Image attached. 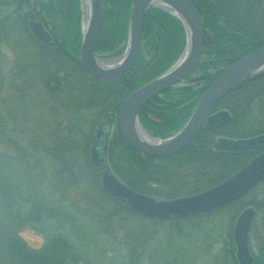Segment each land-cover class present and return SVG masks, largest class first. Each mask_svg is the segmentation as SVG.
I'll use <instances>...</instances> for the list:
<instances>
[{"label":"rangeland","instance_id":"374dc122","mask_svg":"<svg viewBox=\"0 0 264 264\" xmlns=\"http://www.w3.org/2000/svg\"><path fill=\"white\" fill-rule=\"evenodd\" d=\"M55 1L30 0L29 8L40 13L38 6ZM10 14L7 9L0 15V264L28 263L3 247L7 242L1 236L9 230L16 231L19 241L37 253L47 251L51 237L65 235L76 251L67 264H236L234 224L231 229L229 224L235 223L237 213L219 210L210 217L193 216L183 222L147 219L105 194L84 160L85 137L97 127L101 110L98 105L82 107L75 102L84 101L81 98L91 104L100 101L106 85L73 73L66 59L40 55L25 25L19 27L5 18ZM216 57L217 63H209ZM216 57L204 50L198 73L203 61H207L206 71L216 72L225 59ZM197 75L194 71L181 85L192 84L196 77L199 81L195 83H200L202 76ZM55 76L63 79L64 87L72 82V90L64 94L62 86L51 91L57 85ZM180 89L173 93L180 95ZM115 134L113 127L111 139ZM114 153L115 159L109 156V162L115 174L120 179L132 176L126 169L128 161L122 162L119 146ZM205 158L203 162H207ZM162 161L156 159L155 163ZM76 173L83 179L72 177ZM194 178L178 196L211 186L207 180ZM176 182L180 183L175 177L162 184L149 182L148 191L166 195H148L174 198L173 188L179 187L174 186ZM249 206L261 207L249 236L251 251L259 258L264 247V185L246 197L244 207Z\"/></svg>","mask_w":264,"mask_h":264},{"label":"water","instance_id":"95a60500","mask_svg":"<svg viewBox=\"0 0 264 264\" xmlns=\"http://www.w3.org/2000/svg\"><path fill=\"white\" fill-rule=\"evenodd\" d=\"M86 8V23L77 54L78 63L93 77L113 80L130 70L142 51L143 18L151 6H161L182 22L185 47L178 60L163 74L146 82L123 101L118 123L124 140L135 150L156 157L171 156L186 149L207 123L220 126L231 117L219 114L209 118L218 102L237 86L264 75V45L247 53L228 66L199 99L185 125L173 135L156 138L143 127L139 110L150 99L187 77L199 63L204 41L201 14L191 0H133L129 16V38L125 53L119 58H99L95 46L103 19L102 0H82ZM30 28L44 42L51 39L43 24L31 20ZM111 120L104 118L95 131L90 158L94 165L103 167L101 184L116 200H126L131 210L147 217H187L222 208L241 198L264 181V136L241 140L235 146L242 152L254 149L261 152L247 166L224 182L198 194L176 199L159 200L129 187L111 169L107 157ZM254 208H247L238 218L234 232L237 258L240 264H253L249 249V232L255 218Z\"/></svg>","mask_w":264,"mask_h":264},{"label":"trees","instance_id":"16d2710c","mask_svg":"<svg viewBox=\"0 0 264 264\" xmlns=\"http://www.w3.org/2000/svg\"><path fill=\"white\" fill-rule=\"evenodd\" d=\"M194 4L199 9L202 17L203 23L205 27V37H204V50L208 56H224V61L226 65L231 64L236 59L240 58L241 56L251 52L254 49L264 45V0H192ZM8 2V1H7ZM30 0H9L7 3L8 6L14 7L13 14L21 12L23 16V20L19 26L25 25L24 29H26L27 33L31 34L29 30L28 22L30 19L35 18V13L33 10L30 9ZM21 4V5H20ZM22 6V7H20ZM51 15L54 16L55 23L54 26L56 28V35L58 39H62V41L68 38L73 39L77 34H80L79 24L80 19L82 16V10L79 8V1L78 0H57L54 4L51 2ZM128 11H123L122 9H118L116 6H111L110 8L105 9V15L107 20H104V24L107 25L106 29H104L101 33L102 36H106L108 34L110 40L113 36L116 35H123V26H124V19L128 17ZM161 13V12H160ZM152 14V15H151ZM150 16L153 20L148 23V15L147 13L144 16V25H143V34L145 33V29H148L149 25L155 23H159L160 30H163L164 39L159 40L157 44H155L156 48H153V51L156 52V56L158 59L156 60L158 63L154 64L155 72L161 69L159 72L164 71L167 69L173 60L178 56L181 50L184 48L186 37L184 32H181V27L178 21L172 22L169 19L167 14H156L151 13ZM169 17V18H167ZM158 19V21H157ZM110 27V31L107 32V28ZM118 29L117 31L115 29ZM76 29V30H75ZM76 31V32H75ZM77 33V34H76ZM75 34V35H74ZM76 39V38H75ZM169 41H166V40ZM156 39H154L155 41ZM172 40V43H170ZM71 41H68L69 43ZM167 42V44H165ZM178 42V49L175 47L174 52L175 55L172 54V46ZM169 43V44H168ZM174 43V44H173ZM67 44V43H66ZM153 44V43H152ZM71 49V48H70ZM229 52L227 54L226 51ZM163 50V52H162ZM67 58L66 61L72 66L71 68L74 70L76 69L77 63L75 62V53L72 51L68 52V48H66ZM58 58V57H55ZM212 59V58H211ZM142 59L139 60L141 62ZM218 62V58H214V60H209L210 62ZM207 61H203L202 66L200 65L201 71L198 73V68H196L195 72L201 77V83L197 85H188L181 87V94L179 95V99L182 100L184 103V108L182 112L176 116L174 112H166L163 114L165 118H167L168 123H165V126H161L163 129L160 135L166 136L170 135L173 131L178 130L182 127L185 122L187 121L190 113L192 112L193 108L195 107L198 99L207 89V87L212 83V81L216 78L217 74H219L222 70L218 72H208L205 70L207 68ZM71 69V71H73ZM158 72V73H159ZM158 73H152L149 77H145L146 74L143 73L142 75H137L134 81V87H138L144 81H148L151 78L155 77ZM78 74V73H77ZM197 75V76H198ZM198 79V78H197ZM264 95V75L260 76L254 80L245 82L235 89L230 91L219 103L222 104H229L231 110L234 111L235 117L237 121L244 114L246 111L247 119L250 122L255 117L257 112V100L260 98V94ZM50 94H54L50 92ZM65 94V93H64ZM157 99L161 98L160 96H156ZM150 103L155 104V100L151 101ZM163 104V103H162ZM164 105V104H163ZM253 113V114H251ZM99 116H101L99 114ZM143 125H146L145 121L141 118ZM95 124V123H94ZM229 124L228 126H230ZM253 125V124H252ZM254 126V125H253ZM227 128V127H226ZM251 125L248 124V130H250ZM258 131L253 132L256 134ZM211 133V131L209 132ZM208 132L203 135L199 136L202 138L200 141V145H196L192 143L188 148L184 151L178 153L177 155L170 156V157H153L148 155H143L142 153L136 151L132 148L123 138L119 130L116 132L113 139L110 141L109 146V156L112 159H115V148L120 147L122 150L121 158L122 162L126 160L130 164V166L126 167L129 173H133L132 176L126 178L121 176V179L125 181L128 185L135 188L138 191L144 193H154L155 195H166L164 192L155 193L148 191L149 182L155 184H162L167 183V181H173L174 176H170V180H167L162 177V173H165V168L162 163H155L156 159H161L163 161L171 160L173 162L183 161L184 163H198L203 162L207 159H211L209 157L208 150L211 148V143L213 140L210 139V134ZM259 133V132H258ZM250 134V135H253ZM71 139L73 143H76V140ZM93 141V134L90 132L85 137V146H86V154L85 158L86 163L90 167L91 175L93 174V180L96 178L98 184L101 186L100 182V167L94 166L90 161L89 156V149L90 144ZM113 147V150H112ZM201 151V152H200ZM202 153V154H201ZM205 153V154H204ZM203 155V156H202ZM220 156H215L216 161H221L219 158ZM170 161V162H171ZM123 172H128L127 170H123ZM84 171V170H83ZM78 173V172H77ZM74 174L72 177H79V179H83L79 176V174ZM82 173V172H81ZM69 175V176H71ZM223 175H216L214 181L207 179L209 183L216 184L220 181ZM196 178L199 175L195 176ZM180 183H174V186L178 185L179 187L173 190L171 195L178 196L180 190H184L187 183L186 181L192 180H179V177H175ZM191 179V178H188ZM182 182V183H181ZM199 188L196 187L195 189ZM102 189V186H101ZM103 190V189H102ZM104 191V190H103ZM105 192V191H104ZM169 194L171 192H168ZM115 201V200H113ZM125 203V205L129 208V206L124 201H116ZM130 209V208H129ZM131 212H133L130 209ZM134 213V212H133ZM136 214V213H134ZM138 215V214H136ZM141 216V215H138ZM144 217V216H141ZM146 218V217H144ZM149 219V218H147ZM161 220V219H156ZM187 220V219H186ZM164 221V220H163ZM169 221L173 222H183L185 220L181 219H171ZM3 238V242L6 241L7 244H3V247H6V250L10 252L12 255L20 256L27 260V264H67L70 261H73V256L75 255V250L70 248V245L67 243V238L63 234H59L57 236H53L48 241V249L45 252L37 253L36 251L30 249L26 244L19 241L18 234L14 230H9L5 232L1 239ZM233 256V255H232ZM13 260V259H12ZM15 261L17 259H14ZM236 264H239L237 259L234 256ZM14 261V262H15ZM260 264V263H258Z\"/></svg>","mask_w":264,"mask_h":264},{"label":"flooded vegetation","instance_id":"af4514ba","mask_svg":"<svg viewBox=\"0 0 264 264\" xmlns=\"http://www.w3.org/2000/svg\"><path fill=\"white\" fill-rule=\"evenodd\" d=\"M7 1L9 2V0H0V15L3 12H5V10L9 9L11 11V14L9 16H6L5 18H7V20H9V21L15 22V24H17L19 26V24L21 23V20H23V16L21 15L22 13L19 12V13L13 14L12 12H14V7L12 5L8 6ZM78 1H79V8L80 9L85 7V3L82 0H78ZM16 2L18 3V0H16ZM56 2H57V0L55 1V3ZM132 2H133V0H103L104 11L106 8H110L108 5L106 7V3L111 4V6H116L118 9H122L123 11H126L127 9H129V11H128V17L127 18L125 17V19H124L123 35L113 36V38L111 40H110L111 36H109L108 34H106V36L101 35L102 31L104 29H106V27H107V25L104 24V20H107V19H106V17L103 18L99 37H98V40H97V43L95 46V53L99 58H106V59L107 58H119L125 53L127 46H128L129 16H130V9H131ZM37 3L38 2H36L35 4L38 6ZM20 7H22V6H20ZM41 7L42 8H40L38 6L40 13H35V18L30 19V20H36L38 22H41L43 24L45 30L51 35V39L48 42H44L38 36H36L35 34H33L31 32V36L34 38V40L31 42L36 46L35 49H37L39 52L41 51L40 55H42L45 58L58 57V59H64L65 60L67 58V54H63L61 50L57 49V47L62 49V50H66V47H67L68 52L72 51V53L74 52L75 56H76L77 52H78V45L80 43L79 38L81 36V32H80V34L76 33L77 34L75 36L76 39L74 38L73 41H71L72 40L71 38H68L66 40L64 39L63 41H62V39H58L57 35H56V31H57L56 28L55 27L51 28V26H50L52 24L54 25V23H55L54 16L50 14L51 13L50 10H51L52 6L46 5V7L45 6H41ZM41 9L43 11L42 14H41ZM160 12L162 14L163 13L167 14L169 17H171L169 19L170 21H172V22L178 21L180 24V27H181V32L182 33L184 32L183 24L178 19V17H176L168 9L161 7V6H151L147 9L145 14L147 13V15H148V19H149L148 23L151 20H153L152 17L150 16L151 13L156 14L158 16L159 14H161ZM169 17H167V18H169ZM157 21H158V19H157ZM82 24H83V20L81 19L80 24H79V26H80L79 30L80 31H82V26H83ZM158 24L159 23L154 22V24L148 26L147 30L145 29V33L143 34V47H142V51H141V54H140L137 62L135 63V65L130 70H128L127 72H124L120 77L113 79V80L95 79L92 76H90L89 74H87L79 66H76V69L74 68V70L71 68L73 70V73H78L79 76H81V77L83 76V77L87 78L92 83L97 82L99 84H105L106 85V87L103 90L101 88L102 99L100 101L94 102L91 104V102L87 103V101L84 98H81L84 101H80V100L78 101L75 99L76 101H78L75 103H77V104L79 103V105H81L82 107H85V106L95 107L98 105V108H100V110H101V112L99 113L101 115L100 120L103 118H109L110 120H112L113 124H115V127H117L116 123L118 121L119 111H120V107H121L123 101L133 91H135L137 88H139L140 86H142L143 84H145L146 82L149 81V80L144 81L138 87H134V81H135L137 75H142L143 73H145L146 74V76H144V78H145V77H149L152 73L156 74L161 70V69H159L158 71L155 72V69H153V68H155L154 64L158 63L156 61L158 59V57L156 56V52L153 51V48L158 49L157 47H155V44H157V42L159 40L164 39L163 30H160V27ZM115 30L117 31L118 29L116 28ZM109 31H110V27L107 28V32H109ZM154 39H156V40L154 41ZM27 40H29V39H27ZM68 41H71V42L69 43ZM166 41H169V40L167 39ZM170 43H172V40ZM165 44H167V42H165ZM175 47H177V49H178V42L176 44H174L171 48L172 49L171 52L173 55L176 54L174 52ZM182 51H183V49L178 54V56L173 60L171 65L174 64L175 61H177V59L181 55ZM162 52H163V50H162ZM140 59H142L141 62H139ZM75 62H76V57H75ZM229 65H226V62L224 61L223 65L220 64V66L216 72L228 67ZM167 69L159 72L155 77L151 78L150 80L158 77L159 75L164 73ZM52 78L57 81V85L54 89L51 88V91L57 92L59 88L62 89L64 87L62 84V80H63L62 78H60L59 76H55ZM188 78H191V76L187 77L186 79H188ZM197 78H199V77H196V79L195 78L192 79L193 83L190 85H197L198 83L197 82L195 83V81L198 80ZM186 79H184V80H186ZM184 80H182L181 82L169 87L168 89H166L163 92L156 95V96H160L161 98L157 99L155 96L152 99H150L148 102H146L143 106H141V108L139 110V117H140V119L142 118L145 121L146 125H144V127L147 129V131L152 136L157 137V138H165V137L169 136V135H166V136L160 135L161 133H164V132H162L163 129L161 128V126H163V125L165 126V123H168L167 118H165L163 116V114L166 112H169V111L170 112L175 111L176 116H178L182 112V109L184 108L185 105H184V103H182V100L179 99V94L176 95L175 93H173V92H175V90H173V89H175V88L179 89L181 87L188 86V85H184V86L181 85ZM73 86H74L73 83L69 82V88L64 87V89H66L67 91H65L63 89V92L66 94L67 92L72 90ZM74 89H73V91H74ZM176 91H178V90H176ZM154 100L156 102L155 104L150 103L151 101H154ZM82 102H85V103H82ZM256 110H257V112L255 114V117L252 120H250V122L247 119V116H248L246 113L247 111L244 114H242L241 117L239 118V120L237 121L235 114H234V111L231 110V107L229 104L218 103L217 106L215 107V109L212 111L209 119L213 118L219 114H226V115L230 116L231 118L227 122H225L224 124H221L220 126H216V127H210L207 124H205L201 128V130H200V132H199V134H198V136L194 142L196 145L199 146L200 141L202 140V138H199L201 133L203 135H205L206 132L209 133L211 131V133H209V134H210V139L213 140V143H211V148H210V150H208V154L210 155L209 157H212V158L209 159L207 162H198V163H194V162L193 163H184L183 161L173 162L171 160H169V162L168 161H162V165L164 166L165 171H166L165 173H162V176L165 177V179H167V180H170V176H174V175H175V177H179V180H182V179L190 180L188 178H191L193 180L195 175H199L198 178H194V179L195 180L200 179L202 181L205 180V182H206L207 179L214 181V179H215L214 175L220 174L223 176L221 177L220 181L218 183H216V184H220L221 182H223L224 180L228 179L233 174H235L237 171H239L242 168H244L245 166H247L262 151L258 152L254 149H249V150H246L245 152H242V150L235 145L237 142L244 140V139H247V138L264 136V95L262 93L260 94V98L257 100ZM191 113H190V115H191ZM229 124H231V125L228 126ZM248 124L251 125L250 130H248ZM176 131L177 130L173 131L170 135H172ZM255 131H258L259 133L257 132L256 134H253V132H255ZM111 133H112V131H111ZM250 134H253V135H250ZM175 155H177V154H175ZM172 156H174V155H172ZM215 156H220L219 158L221 159V162H213L212 160L215 159ZM166 157H168V156H166ZM190 173H192V174H190ZM192 175H193V177H192ZM212 176H214V177H212ZM186 182H189V181H186ZM262 185H264V182L259 183L258 185H256V187L251 189L249 193L245 194L241 198L233 201L232 203L226 205L223 208L213 210L212 212H209V213L197 214V215H194V217L195 216H200V217L204 216L205 218L208 216L210 217V216H212V214L214 212L219 211V210L226 211L227 213L228 212H231V213L233 212L234 214L237 213L238 217L236 218L235 223L230 221V224H229L230 229L232 228L231 224H234V227L231 229V230H233V242H234V232H235L236 223H237L240 215L244 212V210H246L249 207H253L256 210L255 219H256L257 215L259 214V211H260L259 209L261 207L258 209H256L257 207H255V206H249V207L245 208L244 207V201H245L246 197L248 195H250L251 191L255 190L256 188H258ZM210 187H213V185H211ZM209 188H205L201 191L194 192L193 194L202 192V191L207 190ZM255 219L252 223L251 230H252L253 225L255 223ZM182 220H184V219H182ZM251 230H250V233H251ZM232 244H234V243H232ZM250 252H251V255L253 257V264H258V263L264 264V247H262V249H261V253L259 255V258H257L252 253L251 248H250Z\"/></svg>","mask_w":264,"mask_h":264}]
</instances>
